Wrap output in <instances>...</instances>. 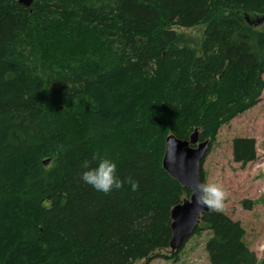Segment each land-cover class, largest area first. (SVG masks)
Returning a JSON list of instances; mask_svg holds the SVG:
<instances>
[{
	"label": "trees",
	"instance_id": "1",
	"mask_svg": "<svg viewBox=\"0 0 264 264\" xmlns=\"http://www.w3.org/2000/svg\"><path fill=\"white\" fill-rule=\"evenodd\" d=\"M263 25L264 0H0V264L176 260L171 210L190 191L162 167L165 139L197 130L210 150L257 105ZM100 157L136 187L85 185ZM232 158L253 162L255 140ZM204 229L209 264H264L224 213Z\"/></svg>",
	"mask_w": 264,
	"mask_h": 264
},
{
	"label": "rangeland",
	"instance_id": "2",
	"mask_svg": "<svg viewBox=\"0 0 264 264\" xmlns=\"http://www.w3.org/2000/svg\"><path fill=\"white\" fill-rule=\"evenodd\" d=\"M177 31L201 39L203 28ZM235 138L255 140L256 159L253 162L244 166L233 162L232 141ZM201 170L204 182H215L225 191L223 207L215 211L238 222L245 232L247 248L259 260H264V90L255 107L220 128ZM244 201L252 203L251 209H245ZM210 236V231L205 229L192 235L183 244L176 260L160 256L148 263L139 261L135 264H209L205 245ZM161 254L169 256L170 253L165 251Z\"/></svg>",
	"mask_w": 264,
	"mask_h": 264
},
{
	"label": "water",
	"instance_id": "3",
	"mask_svg": "<svg viewBox=\"0 0 264 264\" xmlns=\"http://www.w3.org/2000/svg\"><path fill=\"white\" fill-rule=\"evenodd\" d=\"M33 0H18L24 6H30ZM209 150V141H199L197 130L188 140L178 139L168 135L165 139V149L162 158L164 171L182 187L190 191L188 199L171 210V240L170 253L179 250L184 242L194 233L199 224V218L210 212L209 209L197 205L193 192L201 183L200 170Z\"/></svg>",
	"mask_w": 264,
	"mask_h": 264
},
{
	"label": "clouds",
	"instance_id": "4",
	"mask_svg": "<svg viewBox=\"0 0 264 264\" xmlns=\"http://www.w3.org/2000/svg\"><path fill=\"white\" fill-rule=\"evenodd\" d=\"M85 170L80 174V180L91 186L98 192L105 194L114 189H120L122 183H131L135 188V182L126 178L124 182L117 176L116 163L107 157H100L95 167L84 165ZM224 189L215 182H201L196 185L193 192L195 203L209 210H221L225 199Z\"/></svg>",
	"mask_w": 264,
	"mask_h": 264
}]
</instances>
